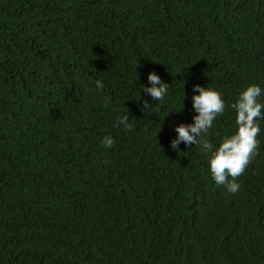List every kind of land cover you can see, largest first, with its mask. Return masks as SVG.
<instances>
[{
	"label": "trees",
	"instance_id": "16d2710c",
	"mask_svg": "<svg viewBox=\"0 0 264 264\" xmlns=\"http://www.w3.org/2000/svg\"><path fill=\"white\" fill-rule=\"evenodd\" d=\"M196 83L226 101L219 145L264 86V0H0V264H264V120L229 192L170 146Z\"/></svg>",
	"mask_w": 264,
	"mask_h": 264
},
{
	"label": "clouds",
	"instance_id": "9594fccd",
	"mask_svg": "<svg viewBox=\"0 0 264 264\" xmlns=\"http://www.w3.org/2000/svg\"><path fill=\"white\" fill-rule=\"evenodd\" d=\"M148 81L150 83L143 84V91L148 93L153 101H163L169 94L170 84L164 81L156 70L148 73ZM95 83L101 89L104 87L103 80L97 79ZM186 95L185 92L184 99ZM262 97L264 86L259 83L249 84L239 93L230 105L236 113V131L225 136L219 145H215L206 134L214 126L217 116L225 111L226 101L218 89L205 87L200 83L194 84L191 97L194 110L192 122H170L176 132L170 141L171 148L182 151L181 143L188 146L195 144L202 153L208 155L210 171L216 184L225 186L229 192L238 191L240 183L235 178L245 171L252 157L259 151V133L262 131L261 121L264 120ZM154 104L145 97L142 111L147 113ZM184 107L183 100L180 110ZM129 116V112L120 114L117 117V126L123 125L126 129H132L133 124ZM101 142L105 147L111 148L116 139L109 134L103 137Z\"/></svg>",
	"mask_w": 264,
	"mask_h": 264
}]
</instances>
